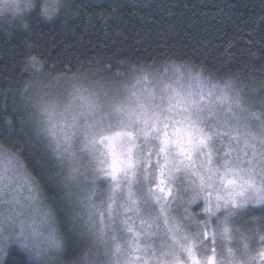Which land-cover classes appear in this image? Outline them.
Listing matches in <instances>:
<instances>
[{"label": "snow or ice", "instance_id": "1", "mask_svg": "<svg viewBox=\"0 0 264 264\" xmlns=\"http://www.w3.org/2000/svg\"><path fill=\"white\" fill-rule=\"evenodd\" d=\"M120 6L113 3L112 12ZM29 62L39 63L34 56ZM113 79L84 84L66 77L64 103L43 106L40 175L53 202L29 177L30 219L18 222L22 202L6 190L5 169L0 253L16 244L28 261L43 255L47 264H61L70 247L87 245L68 264H264V83L252 90L257 112L231 79L213 83L189 74L187 81L165 82L158 75L129 84L121 73ZM28 87L21 93L25 120L32 118ZM176 204L195 231L169 221ZM201 204V212L191 211Z\"/></svg>", "mask_w": 264, "mask_h": 264}, {"label": "trees", "instance_id": "2", "mask_svg": "<svg viewBox=\"0 0 264 264\" xmlns=\"http://www.w3.org/2000/svg\"><path fill=\"white\" fill-rule=\"evenodd\" d=\"M113 3L121 5L118 14ZM30 21L27 30L0 31V150L40 182L50 204L40 175L46 141L34 111L36 89L73 75L84 84H112L116 73L127 83L139 76L176 74L187 81L189 74H201L213 83L237 81L249 95L264 83V0H70L60 17L42 21L33 14ZM26 84L29 120L21 95ZM191 211L199 213L201 206ZM257 247L253 242V251ZM85 250L89 246L70 247L61 264ZM3 264L32 262L11 246Z\"/></svg>", "mask_w": 264, "mask_h": 264}, {"label": "rangeland", "instance_id": "3", "mask_svg": "<svg viewBox=\"0 0 264 264\" xmlns=\"http://www.w3.org/2000/svg\"><path fill=\"white\" fill-rule=\"evenodd\" d=\"M175 70H178V69H175ZM139 77L132 79L128 83L129 84L135 83L138 79H140ZM177 77H180V76L174 74V77L172 80L176 79ZM168 80L169 79L167 77H165V82H168ZM66 86H68V85L66 83H64V81H56V82L48 83L47 87H45V88L41 87V89H36L34 91V96L37 99V103L34 106V111H36V115H37L36 120L38 121V123H39L38 125L41 127V129H42L43 120H44L43 106L44 105H51L53 103L63 104L65 99H66V93L68 91H70V88H68ZM38 88H39V86H38ZM244 92H245L246 96L250 97L249 102L250 103H256V105H257V107H255L253 109V111L259 112V110H260L259 106H258L259 101H256V95L252 91H250L251 93L249 95V93L246 91V89H244ZM224 144L226 147L227 141H225ZM76 147L77 148L80 147L79 142H77ZM150 150H151V146H149V148L145 149V157L147 156V153ZM224 150H225L224 148H221L220 153L218 155H222ZM84 157H85V162H87L88 157H87L86 153L84 154ZM155 160H156V156H155V153H153L152 158H151L152 164H155ZM5 169H8V172L5 174V182L10 183L9 189H6V190L9 191L10 196H16L17 193H19V199L22 202V206L18 209V211H20L22 214L17 217V221L18 222L20 220L27 221L30 219V215H29V212H28L27 207H26L27 201L24 198L27 195L26 189L28 186L27 181L29 179V176L27 175V173L25 172V170L23 169V167L21 166L19 161H17L11 154L0 150V174H4ZM106 187H107L106 184H104V183L100 184L101 189H106ZM21 189H24V191H21ZM200 206H201V211H202L203 204H201ZM155 211L159 212V206L155 207ZM166 211H168V210H166ZM141 218H143L145 220L148 219L147 216H143ZM119 219H120V217H117V220H119ZM168 219L170 222H173V221L180 222V223L186 224L192 230L195 229V227L193 226V223L188 221L186 216H185L184 206H182L180 204L174 205L172 207V209L170 211H168ZM160 224H161L160 231L162 232L164 230L163 217H161ZM136 225H137V227H139V219L136 220ZM16 227L18 229L19 223H17ZM151 231H156L154 225H153V228L151 229ZM146 243H152V241H147ZM155 243L158 245L159 240H156ZM11 246L17 247L19 250L24 252V250L21 249L16 244H10L9 247H11ZM232 247L235 248L236 245L233 244Z\"/></svg>", "mask_w": 264, "mask_h": 264}, {"label": "clouds", "instance_id": "4", "mask_svg": "<svg viewBox=\"0 0 264 264\" xmlns=\"http://www.w3.org/2000/svg\"><path fill=\"white\" fill-rule=\"evenodd\" d=\"M69 4L70 0H0V31L12 30L16 26L27 30L33 14L42 21H52L65 13ZM6 255L7 248L0 253V264H3ZM31 262L47 264L43 255L39 259L34 256Z\"/></svg>", "mask_w": 264, "mask_h": 264}]
</instances>
